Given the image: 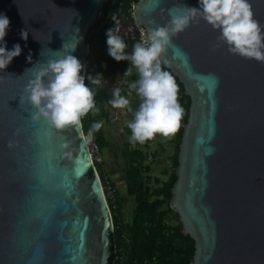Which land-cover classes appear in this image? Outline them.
<instances>
[{
  "label": "water",
  "instance_id": "obj_1",
  "mask_svg": "<svg viewBox=\"0 0 264 264\" xmlns=\"http://www.w3.org/2000/svg\"><path fill=\"white\" fill-rule=\"evenodd\" d=\"M106 2L0 0L7 47H23L0 69V264H109L113 213L83 122L55 128L22 102L31 66L66 39L80 37L74 54L87 72V35ZM251 2L264 25V0ZM182 3L199 6L138 0L122 30L139 38L136 22L147 34ZM219 35L201 18L165 53L191 98L170 205L195 240L191 264H264V61L230 52Z\"/></svg>",
  "mask_w": 264,
  "mask_h": 264
},
{
  "label": "clouds",
  "instance_id": "obj_2",
  "mask_svg": "<svg viewBox=\"0 0 264 264\" xmlns=\"http://www.w3.org/2000/svg\"><path fill=\"white\" fill-rule=\"evenodd\" d=\"M155 2L159 4L160 0ZM169 16L166 23L156 25L146 35H141L129 52L126 51V33H122L121 15L117 11L111 13L115 23L107 29L108 52L116 60L131 62L123 73L125 77L132 74L133 65L138 73V78L130 84L140 97L134 118L128 121L132 143H144L157 133L170 136L179 130L185 108L179 99L177 78L166 67L171 61L165 53L173 45V37L192 23L204 19L219 30L218 39L228 45L230 52L264 61V25L255 17L251 0H199V6L176 4L169 9ZM10 24L11 18L7 13L0 12V69H6L23 51L19 42L7 47L5 37ZM28 35L27 29L21 30L25 40ZM79 40L80 37L76 36L66 39L59 49L48 48L45 53L47 59L31 66L22 102L27 100L36 109L32 113L33 120L44 118L55 128H63L79 125L83 116L100 111L96 92L106 82L105 75L82 71L85 64L74 54ZM217 46L213 45L214 48ZM27 58L33 59L31 55ZM122 91L121 87H114L108 101L113 108L130 105L129 96L123 95ZM102 125L103 120L93 121L89 133L99 130Z\"/></svg>",
  "mask_w": 264,
  "mask_h": 264
},
{
  "label": "trees",
  "instance_id": "obj_3",
  "mask_svg": "<svg viewBox=\"0 0 264 264\" xmlns=\"http://www.w3.org/2000/svg\"><path fill=\"white\" fill-rule=\"evenodd\" d=\"M138 0H114L111 4L113 11L123 15L124 18L131 17L133 4ZM110 0L104 3L101 13L103 16L109 5ZM106 8V9H105ZM122 9L119 12V9ZM101 19V18H100ZM99 19V20H100ZM96 26H93L87 35L90 36ZM140 38L127 39L128 48L131 52L132 45ZM170 69V68H169ZM171 70V69H170ZM134 80L138 74L132 76ZM180 85L179 99L185 108V113L179 130L171 136H174L175 153L172 161V170L169 178L161 186L152 188L150 176L146 177L136 188L135 201L132 222H125L122 214L121 200L117 198L114 205L110 198L109 204L113 213L114 230L111 232L112 253L109 258V264H191L195 253V240L184 232L179 214L174 211L170 205L172 197V186L177 179L176 167L178 165V151L184 132V124L187 122L190 112L191 98L185 92L183 82L176 76ZM111 98L110 90L103 88L96 94L97 106H103L105 101ZM82 117L85 133L89 132L91 123ZM97 140L103 148L106 141L102 137L101 130H96ZM153 138L146 140L147 145ZM101 174L103 184L106 185V177L102 169V164L97 165ZM148 171V169L145 167ZM167 205L164 208V205ZM171 214L177 220V224L168 223V215Z\"/></svg>",
  "mask_w": 264,
  "mask_h": 264
},
{
  "label": "crops",
  "instance_id": "obj_4",
  "mask_svg": "<svg viewBox=\"0 0 264 264\" xmlns=\"http://www.w3.org/2000/svg\"><path fill=\"white\" fill-rule=\"evenodd\" d=\"M120 62L122 61L114 59L112 62L113 71H110L109 74H106V75L104 74L106 81L107 79H109V75H111L110 82H109L110 86H114L118 83L120 84V86H122L124 82L128 80L130 76L132 77L134 74H138L136 70L133 71L132 74L127 77H125L122 73L117 74V69H118ZM123 62L127 63L126 60H123ZM116 76H119V78ZM106 83L107 82H105L102 87H98L96 94L103 88H106V89L110 88V87L109 88L107 87ZM122 88H123L122 94L129 96L130 105L133 106L134 105L133 103L135 102V104L139 106V103H140L139 94L136 91H134V93L132 92L133 89L130 87V84L127 86L123 85ZM130 105L126 106L125 108H116L117 111L115 112V116H116V119L119 118V122L116 125L114 124L115 117L112 115V113L109 110L110 108H113V107L108 103V101H105L103 106H98L100 108V111L98 113L94 114L92 112H89L86 115V118L88 119L89 122L92 119L103 120V125L100 128L102 132V137L106 141V146H104L103 149L106 148L107 146H110L112 148V152H114L115 154L116 162H114V164H111L112 166L109 171H107L104 168V163L102 164V169L104 171L105 176H108V178H111L114 181H117L118 186H119V195L121 197L122 205L124 204V201L131 200V196L133 195V193L134 194L136 193V188L144 180V176L141 171V168L143 166V164L141 163V159H140L142 158L141 157L142 156L141 145L143 144L146 148L145 154L147 153V151H152V153H154L152 156L153 161L157 160V162L154 164L155 166L153 165V167L151 168L148 165L145 166L148 169L146 177L150 176L151 178L150 181L153 180V182L155 183L157 182L158 186H161L164 182L161 185L158 184V183H161L162 180H161V176L156 174V171L158 170V166L161 164V161L164 159V157L169 154L170 146H172L174 142V141L173 142L171 141L173 136L171 135L167 136V139L164 138L166 139L167 144L162 145L159 150H156V148L160 146L161 144V140L156 143L157 138H159V136L161 135L160 133H157L153 137V140L151 141V143L148 145L146 141L144 143L130 142L129 137L131 136L132 130L128 126V121L134 118V112H135V111L134 112L129 111ZM106 123L107 124L109 123L112 126V128L110 129L109 127H107ZM117 126H119L117 135H113L112 131L113 129H117ZM93 132L95 133L96 139H97L96 130L92 131L91 133ZM114 138H115V141L118 143V145H114L113 144L114 141L111 142V140L112 139L114 140ZM173 149L175 150V144H174ZM173 158H174V154H172L171 156V165H170L171 170H172ZM171 170L169 171L165 170L163 172V175H166L169 178ZM151 173H153L154 175L153 177L151 176Z\"/></svg>",
  "mask_w": 264,
  "mask_h": 264
},
{
  "label": "rangeland",
  "instance_id": "obj_5",
  "mask_svg": "<svg viewBox=\"0 0 264 264\" xmlns=\"http://www.w3.org/2000/svg\"><path fill=\"white\" fill-rule=\"evenodd\" d=\"M114 0H110L109 5L106 10V13L103 16V12L100 14L99 18L97 19V21L95 22L94 26H96L90 36V39L88 41V43L90 44V50H89V54L87 57V72L86 73H92L95 74L98 71L106 74H109L110 71H113V60L115 59L114 57H112L109 52H108V44H107V29L111 26L114 25L115 21H113V19L111 18V13L114 12L111 8V4ZM105 8V9H106ZM122 16V15H121ZM124 17V16H122ZM101 18V19H100ZM100 19V20H99ZM123 60H126L127 63H124ZM121 60L122 62H120L119 66H118V70H117V74H123L126 69L129 67V65H131V62L127 59H123ZM133 71H135V66L133 65ZM111 75H109V79H107V87L109 88L108 90H110V94L111 97L113 95V89L116 86H119L122 88V86H127L129 84H131L132 81H134V79L130 76L128 78V80H126L124 82V84L122 86H120V84H116L114 86H110V77ZM119 78V76H116ZM116 78V79H118ZM115 79V81H116ZM87 83V81H86ZM123 89V88H122ZM134 91H136L135 89L132 90V92L134 93ZM140 98V97H139ZM132 102V101H131ZM134 105L131 106L130 105V109L129 111L134 112L138 106L137 104H135V102L133 103ZM110 112L112 113V115L115 117L114 118V124H118L119 122V118L116 119L115 116V112L117 111L116 108H110L109 109ZM106 126L109 127L110 129L112 128V126L108 123H106ZM119 126H117V129H113L112 134L113 135H117V131H118ZM86 135H89L90 137V133H86ZM166 138L167 136H163L160 135L159 138H157L156 143L158 141L161 140V144L160 146H158L156 148V150H159L161 148L162 145L167 144L166 142ZM174 138V136H173ZM173 138L171 139V141L173 142ZM163 140V141H162ZM114 141V142H113ZM111 142H113L114 145H118V143L112 139ZM155 143V144H156ZM174 142L172 144V146H170V150H169V154L167 156L164 157V159L161 161V164L158 166V170L156 171L157 175L161 176V183H158L159 185H161L165 180H167L168 176L163 175V172L165 170H171V156L172 154H174L175 150L173 149L174 147ZM141 151H142V158L141 159V163L143 164L141 171L143 173L144 179H146V175H147V170L145 169V166L148 165L151 167H153V165L157 162V160L153 161L152 156L154 153H152V151H147V156L145 154L146 148L145 146L142 144L141 145ZM119 151V150H118ZM103 153H104V168L109 171L111 169V164H114V162H116L115 159V154L114 152H112V148L110 146H107L106 148L103 149ZM152 164V165H151ZM155 166V165H154ZM151 176L153 177V173H151ZM110 182H115L118 188V196L117 198L119 199V201L121 200V197L119 195V186L117 181H114L113 179L109 178L108 179ZM150 184L152 186V188L157 187V182H153V180L150 181ZM136 201H135V194L133 193V195L131 196V200L130 201H124V204L122 205L121 202V206H122V214H123V218L125 222H132L133 220V214H134V207H135ZM167 205H164V208H166ZM168 223L175 225L177 224V220L175 218H173V216L171 214L168 215Z\"/></svg>",
  "mask_w": 264,
  "mask_h": 264
},
{
  "label": "built area",
  "instance_id": "obj_6",
  "mask_svg": "<svg viewBox=\"0 0 264 264\" xmlns=\"http://www.w3.org/2000/svg\"><path fill=\"white\" fill-rule=\"evenodd\" d=\"M134 4L132 6V10H131V17H128L126 19H135L134 17ZM122 9L120 8L119 9V12H121ZM123 16V15H122ZM136 20V19H135ZM137 26L139 27V31H140V36L139 38L141 37V35H146V30L143 26L139 25L138 22H136ZM90 137L89 135H86L85 133V137H86V140L88 142V145H89V149H90V152H91V155L93 157V161L97 167V165L99 164H103L104 163V153H103V148L100 146L98 140L96 139V135L95 133H90ZM98 169V167H97ZM106 177V185H104V190L106 192V196H107V199L110 198L111 202L116 205V202H117V196H118V188H117V185L115 182H110L108 179V176H105ZM109 202V200H108ZM110 205V204H109ZM111 208V207H110Z\"/></svg>",
  "mask_w": 264,
  "mask_h": 264
},
{
  "label": "flooded vegetation",
  "instance_id": "obj_7",
  "mask_svg": "<svg viewBox=\"0 0 264 264\" xmlns=\"http://www.w3.org/2000/svg\"><path fill=\"white\" fill-rule=\"evenodd\" d=\"M122 33H126V35H125L126 40L127 39H131V38H135V37H130L131 31H129L128 29L127 30L126 29L125 30H122Z\"/></svg>",
  "mask_w": 264,
  "mask_h": 264
}]
</instances>
